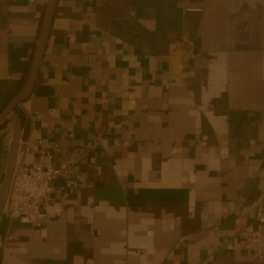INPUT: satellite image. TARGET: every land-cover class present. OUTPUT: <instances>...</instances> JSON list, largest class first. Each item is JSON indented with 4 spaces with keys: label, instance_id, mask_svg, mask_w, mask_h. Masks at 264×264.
<instances>
[{
    "label": "crops",
    "instance_id": "1",
    "mask_svg": "<svg viewBox=\"0 0 264 264\" xmlns=\"http://www.w3.org/2000/svg\"><path fill=\"white\" fill-rule=\"evenodd\" d=\"M47 1L0 0V113ZM22 105L73 171L0 264H257L234 231L264 203V0H59Z\"/></svg>",
    "mask_w": 264,
    "mask_h": 264
},
{
    "label": "built area",
    "instance_id": "2",
    "mask_svg": "<svg viewBox=\"0 0 264 264\" xmlns=\"http://www.w3.org/2000/svg\"><path fill=\"white\" fill-rule=\"evenodd\" d=\"M57 117L58 111H50ZM11 137L7 138V143ZM8 200L3 213L10 222L16 218H26L38 225L42 206L53 193L54 182L73 171V164L54 163V154L60 150L54 141L40 140L37 143H21ZM255 223L259 228L244 226L234 231L242 250L250 253L257 264H264V203L255 208ZM7 240H12L9 236Z\"/></svg>",
    "mask_w": 264,
    "mask_h": 264
},
{
    "label": "water",
    "instance_id": "3",
    "mask_svg": "<svg viewBox=\"0 0 264 264\" xmlns=\"http://www.w3.org/2000/svg\"><path fill=\"white\" fill-rule=\"evenodd\" d=\"M58 1L59 0L47 1L41 22L40 32L25 83L18 94L0 113V130L2 131V134L0 135V155L1 157H7L6 168L0 185L1 239L6 236L10 225V220L3 213V211L8 200L16 168L18 152L21 147L20 144L29 143L31 138L32 123L22 104L29 99L36 86ZM8 137H11V142L9 144L7 143Z\"/></svg>",
    "mask_w": 264,
    "mask_h": 264
}]
</instances>
